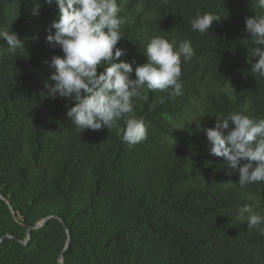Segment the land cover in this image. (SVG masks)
Here are the masks:
<instances>
[{"label":"trees","instance_id":"trees-1","mask_svg":"<svg viewBox=\"0 0 264 264\" xmlns=\"http://www.w3.org/2000/svg\"><path fill=\"white\" fill-rule=\"evenodd\" d=\"M117 2L127 20L120 59L133 79L154 36L190 40L195 51L181 58L180 95L145 87L134 99L131 115L147 136L133 145L122 142L124 119L80 132L67 115L74 101L48 97L45 84L55 82L44 61L64 55L46 41L56 5L0 0V30L24 45L13 52L0 39V193L15 212L0 198V264H59L61 220L71 232L65 264H264V235L237 218L244 205L264 216V181L241 188L239 173L210 154L205 131L231 113L264 118V78L251 72L245 24L264 9L251 0ZM197 12L222 19L201 34L191 29Z\"/></svg>","mask_w":264,"mask_h":264},{"label":"clouds","instance_id":"clouds-1","mask_svg":"<svg viewBox=\"0 0 264 264\" xmlns=\"http://www.w3.org/2000/svg\"><path fill=\"white\" fill-rule=\"evenodd\" d=\"M45 2L55 4L58 9V18L53 21L46 41L52 48H61L64 54L44 61L52 70L49 80L55 82L45 84L48 97L74 101L67 115L77 131L111 130L124 119L122 142L133 145L143 141L147 129L142 119L131 115L133 101L144 98L145 87L151 91L170 90V96L181 94V58L187 62L194 56L191 41H180L177 46L176 40L152 37L143 52L147 62L135 68L133 79L132 64L120 59L127 54L126 49L118 47L123 39L121 26L127 20L120 15L121 5L117 0ZM253 3L264 9V0H251ZM39 10L37 4L33 14L38 15ZM221 19L218 14L197 12L191 29L204 34L210 31L214 21ZM245 24L255 45L250 49L253 60H248L251 72L264 78V14L246 18ZM0 39L7 42L10 51L24 47L13 31L0 30ZM101 68L103 71H99ZM216 119L215 126L205 130L210 154L223 157L239 173L241 188L264 181V118L231 113L227 118ZM237 218L247 221L249 231L256 229L264 235V216L250 205L240 207Z\"/></svg>","mask_w":264,"mask_h":264},{"label":"water","instance_id":"water-1","mask_svg":"<svg viewBox=\"0 0 264 264\" xmlns=\"http://www.w3.org/2000/svg\"><path fill=\"white\" fill-rule=\"evenodd\" d=\"M0 198L2 200H4L5 202L8 203V205L10 206L13 214H15L14 209H13V206L10 204V202L1 193H0ZM51 218L52 217H47L46 219H44V220H42V221H40V222H38V223H36V224H34L32 226L25 227L26 230H27V238H26L25 241H20V242H22L24 245H27L28 242L31 239L32 231L33 230H38V229L42 228ZM61 221L64 223L65 228H66V232H67V244H66V247H65L63 253L60 256L59 264H65L64 263L65 255H66V252H67V250H68V248H69V246L71 244V232H70L69 226L67 224H65V222L63 220H61ZM5 238H12V236H6ZM2 240L3 239L0 238V241H2Z\"/></svg>","mask_w":264,"mask_h":264}]
</instances>
